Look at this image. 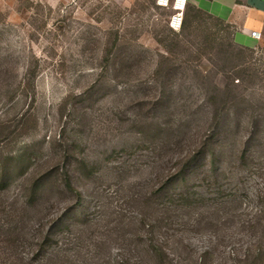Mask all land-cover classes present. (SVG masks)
<instances>
[{
	"label": "rangeland",
	"instance_id": "rangeland-1",
	"mask_svg": "<svg viewBox=\"0 0 264 264\" xmlns=\"http://www.w3.org/2000/svg\"><path fill=\"white\" fill-rule=\"evenodd\" d=\"M173 14L0 0V264H264V44Z\"/></svg>",
	"mask_w": 264,
	"mask_h": 264
},
{
	"label": "crops",
	"instance_id": "crops-1",
	"mask_svg": "<svg viewBox=\"0 0 264 264\" xmlns=\"http://www.w3.org/2000/svg\"><path fill=\"white\" fill-rule=\"evenodd\" d=\"M211 15L233 24L237 40L246 45L264 44V0H189ZM257 32V40L251 35Z\"/></svg>",
	"mask_w": 264,
	"mask_h": 264
},
{
	"label": "built area",
	"instance_id": "built-area-1",
	"mask_svg": "<svg viewBox=\"0 0 264 264\" xmlns=\"http://www.w3.org/2000/svg\"><path fill=\"white\" fill-rule=\"evenodd\" d=\"M157 4L163 8L171 7L174 14L170 18L169 25L173 31L180 32L184 27L189 0H157ZM251 36L257 40L260 38L257 32H254Z\"/></svg>",
	"mask_w": 264,
	"mask_h": 264
},
{
	"label": "trees",
	"instance_id": "trees-1",
	"mask_svg": "<svg viewBox=\"0 0 264 264\" xmlns=\"http://www.w3.org/2000/svg\"><path fill=\"white\" fill-rule=\"evenodd\" d=\"M184 26H185V23H184Z\"/></svg>",
	"mask_w": 264,
	"mask_h": 264
},
{
	"label": "snow or ice",
	"instance_id": "snow-or-ice-1",
	"mask_svg": "<svg viewBox=\"0 0 264 264\" xmlns=\"http://www.w3.org/2000/svg\"><path fill=\"white\" fill-rule=\"evenodd\" d=\"M179 6V5H178Z\"/></svg>",
	"mask_w": 264,
	"mask_h": 264
}]
</instances>
